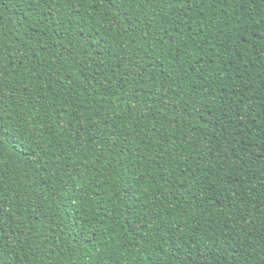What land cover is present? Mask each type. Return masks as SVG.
Wrapping results in <instances>:
<instances>
[{"label":"trees","instance_id":"obj_1","mask_svg":"<svg viewBox=\"0 0 264 264\" xmlns=\"http://www.w3.org/2000/svg\"><path fill=\"white\" fill-rule=\"evenodd\" d=\"M0 264H264V0H0Z\"/></svg>","mask_w":264,"mask_h":264},{"label":"snow or ice","instance_id":"obj_2","mask_svg":"<svg viewBox=\"0 0 264 264\" xmlns=\"http://www.w3.org/2000/svg\"><path fill=\"white\" fill-rule=\"evenodd\" d=\"M145 259H148V257H145Z\"/></svg>","mask_w":264,"mask_h":264}]
</instances>
